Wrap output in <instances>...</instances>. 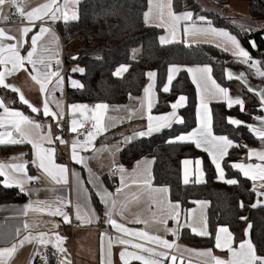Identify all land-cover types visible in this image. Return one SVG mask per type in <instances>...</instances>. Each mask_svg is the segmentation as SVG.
Wrapping results in <instances>:
<instances>
[{
	"label": "crops",
	"instance_id": "crops-1",
	"mask_svg": "<svg viewBox=\"0 0 264 264\" xmlns=\"http://www.w3.org/2000/svg\"><path fill=\"white\" fill-rule=\"evenodd\" d=\"M83 0H78V3L73 7L70 4V10H74L78 14L79 3ZM48 0H29L26 10H30L32 7H36L40 4L46 3ZM60 4H63V0H59ZM163 4L165 7L163 8V15H161L160 5ZM167 0H148V8L147 12L150 13L147 23L151 25H155L161 27L163 29L160 34L161 37H165L167 40L174 41H183L186 43H211L217 45L221 48L228 47L232 54V46L226 43L223 37H218L205 33H195L191 32L185 33L184 29L186 27H191L193 22L197 27L207 28L210 26L218 29L224 30L231 35L238 37L230 32L228 29L218 27L210 21L211 19L205 17V21L199 20L193 13L192 21H183L181 20L176 27L175 35L173 36V31L171 28L172 21L168 16V8L166 7ZM10 8L7 4L3 7L2 13H0V28L12 29L13 35H18L16 29L22 26H31L28 24V21L25 19V23L19 22H7L2 17L5 16L6 11ZM172 11L173 9V0H172ZM185 12V11H184ZM176 13V12H175ZM182 13V12H181ZM180 14V13H177ZM64 22L62 19L57 21H52L47 17L43 20L35 21V27H33L32 32L28 34L26 37L27 43L24 44L21 49V54L26 55L27 51L31 48V36L39 33L40 27H46L51 29V32L45 33L42 37L41 41L38 42V46L43 48H47L49 51L44 53L45 56L51 55V70L59 71L60 76L63 77L62 82V91L56 90L52 92L48 96L49 107L51 111L59 113V109H57L55 101H60L63 106V118L59 120L67 122L68 129L70 132V147L67 145L66 137L63 133L62 136L65 139V143H61L56 139L58 137V133L53 130L52 123H57V120L53 119L51 116L43 115V102L45 99V94L40 91L39 84L33 81L29 74L23 70H20L12 75L6 76L5 80L7 84L15 85L18 87L23 93L24 97L30 102L32 106L40 109V112H32L31 107H29V112L24 111L20 107L12 106L13 99L11 97L5 96L0 93V98L4 100V102L13 110L23 112L24 115L29 116L32 120L40 123L42 121L51 125V135H52V143H48L47 140L41 141L39 136L33 132L34 138H36L37 142L42 143L43 147L54 149L53 159L54 162L58 165H64L67 168L66 179L67 183L63 181L61 183H56L51 179V177L47 176L38 166L33 163L34 171H31L28 167V153L31 149L32 153V161L36 160V150L32 147L30 143L17 144L13 145L8 152L0 151V163L5 164H27V175L40 177L39 180H33L26 182L24 184V191L22 192L19 187V190L25 194L26 199L19 202L12 203H1L0 204V248L11 247L13 243H18L19 240L23 239L25 236H36L40 232H45L49 235L52 240V245H55V234L58 233L60 236L65 237L66 239L63 241L62 247L67 248L65 258L71 262V264H102L103 260L106 261L108 258V237L116 238L122 237L126 239H131L133 243H143L145 246L155 247L157 250L168 251L170 256L175 255L178 257L176 264H205V260L208 258H200L197 256L198 252L211 249L212 254L216 257H220L222 259L230 258V253L225 249L221 250L216 248L215 250L208 247L196 248L189 245H186L180 241V231L182 228L187 227L190 231L193 232V228H196L198 231L201 230L206 225V230L209 232L208 227V206L209 201L207 200H198L194 205H192L187 210H184L181 203L178 201H173L170 199V193L167 186H158L153 183V158L150 156H144L138 159L134 164L126 165L122 163V167L124 169V185H126L123 190L117 194L116 189L121 187V172L118 173L115 179H110L107 174L110 171L111 167L118 161H120L119 153L121 149L130 141L145 137V136H137L134 135L140 131H146L148 125V115L152 116H161L168 114L173 111L170 110L163 114H158L153 112V108L155 107L158 100V91H157V72L156 70H149V72H155L156 76L154 79H150L148 75H146V81L144 82L142 91L139 94L131 95L126 103L123 104H111V103H103L107 104L109 107L105 112L104 124L107 127V131L96 135L90 144L85 147L84 145L87 134L84 136H79L76 133L71 131V121L75 118L79 121H82L83 124L87 121L91 122L93 125L94 121L92 120H84L83 115L77 112L75 115L71 112L70 105L72 104H80V105H88L89 108L94 107L95 105H89L85 102H68L67 101V87H72L70 84L68 70L71 67V63L67 62V57L70 54H76L79 52L82 43L78 37L74 38H65L59 31L58 25ZM58 38L55 39V38ZM239 40V39H238ZM161 42V40H160ZM241 47H243L249 54L250 52L246 49V47L239 40ZM5 43H15V41L6 40ZM165 44V43H164ZM233 55V54H232ZM234 56V55H233ZM73 57H76L74 55ZM236 59L240 60L238 57L234 56ZM59 60L60 63L57 64L56 60ZM63 61L65 62V70L63 69ZM54 64H57L54 66ZM172 66H177L181 70H187L189 68H197L203 67L205 65H180V64H171L168 67V75L166 79V83L164 85L171 88L172 82L168 84V76L169 69ZM11 67V65H8ZM29 70H31V66H28ZM211 67V66H210ZM212 69V68H211ZM0 70H3V66H0ZM228 71H231L233 74V79L236 82L230 86L225 87L220 84L213 73L211 72L212 78L219 84L221 87L229 90V94L233 98L240 97L244 100V109L249 106L250 94L252 93L259 99V91L264 90V83L249 78L246 72L237 67H228L227 68V76ZM173 74V80L179 74ZM190 78L193 81L194 73L188 72ZM243 73L246 78L247 83H245L244 79H236L235 77L240 76ZM197 78L199 79V73H195ZM55 77L52 78V83H55ZM172 80V81H173ZM81 87V81H76ZM196 92H197V108H196V126L190 130L189 132H184L179 134L175 138L191 133L193 130L199 128L201 126V121L203 120L205 123H209L212 134L214 136H226L220 134H214L213 132V117H212V108L211 104L213 102L218 101H227L225 98L217 91H215L214 87L209 82L208 91H204L203 87L198 88L197 84L193 81ZM149 84H153L152 89L148 95L145 94V88L148 87ZM2 87V86H1ZM52 85H49L51 88ZM77 87V86H73ZM255 89V92L249 91L248 89ZM3 90L16 94L19 99V93L13 92L10 89H6L2 87ZM151 100L152 107L149 110L148 103ZM178 100V99H177ZM176 100V101H177ZM260 100V99H259ZM175 101V102H176ZM203 105L206 107H202ZM21 102V101H20ZM174 102V103H175ZM185 104V101L183 105ZM228 106V105H227ZM236 106V105H234ZM261 112L253 115L252 119L247 123L248 125H252L255 127H262L261 122L256 119L258 116H264V108L261 106ZM179 108L176 110L177 117L182 119L179 112ZM3 113V109H0V114ZM40 114V119L36 118V114ZM90 116L91 113H88ZM34 118H32V117ZM236 118V117H232ZM238 119V118H236ZM240 120V119H239ZM242 121V120H240ZM58 124V123H57ZM89 131H93V127ZM79 127V126H78ZM109 130H114L113 134L117 136L112 141L102 140V137L107 134ZM162 130V129H161ZM160 130V131H161ZM13 132V136H16V133L12 130L9 125H5L4 127H0V132ZM44 132V130H41ZM47 132V131H46ZM45 132V133H46ZM157 133V132H154ZM152 133V134H154ZM159 133V132H158ZM254 133V132H253ZM151 134V135H152ZM255 134V133H254ZM227 137V136H226ZM4 138H7L6 136ZM18 138V137H17ZM77 140L79 143L76 148V153L79 157L84 158V163H78L72 158V142ZM262 144L260 146H251L248 148L246 155L243 160L235 162L243 163V164H259L261 163L256 156H249V149H255L257 151H264V140H262ZM203 149V148H201ZM230 149V148H229ZM228 149V150H229ZM204 150V149H203ZM60 152H63L62 157L66 158L65 161L60 159ZM208 153V152H207ZM22 154V155H21ZM209 154V153H208ZM210 156V155H209ZM225 157V156H224ZM223 159L220 160L221 168L224 171V180L226 179L225 170L223 166ZM15 158V159H14ZM69 161H68V159ZM211 158V156H210ZM199 160L200 164L197 165L196 161ZM212 160V158H211ZM185 161H189V163L185 164ZM68 163V164H67ZM71 165H70V164ZM74 164V165H73ZM215 165V164H214ZM216 167V166H215ZM237 169V168H236ZM239 170V169H238ZM217 171V178H219V172ZM240 171V170H239ZM241 172V171H240ZM242 173V172H241ZM17 176L22 178V174L16 173ZM243 175V173H242ZM244 176V175H243ZM2 183L7 179L6 176H2ZM108 177V178H107ZM245 177V176H244ZM187 178V183H185V179ZM206 179L205 171L203 168V161L201 158H185L182 160V181L185 184H189L192 182L201 183ZM31 182H35L36 184H32ZM150 182V183H146ZM253 182V181H252ZM11 183V182H10ZM256 184V194L254 198V204L257 201H260L258 205H264V197L259 196V192L264 190L259 188V181L255 182ZM254 185V182H253ZM168 189L167 192L157 191L158 189ZM107 190L113 194V198L117 200L116 211L113 214V218L116 219L119 223H123L126 227L134 229V230H143L149 232L151 235H160L167 239L169 242H175V245L178 247H174L173 249H161L158 248L157 245L149 244L145 240H140L137 237H128L123 233L117 232L110 224L107 223V216L105 212L108 209V205L103 203L100 198V193L102 190ZM92 192L98 197L99 201L102 204V213L99 212L98 208L94 204L92 199ZM169 201L172 204H179V223L176 219H168L167 220V228L176 229V235H173L171 232H165L164 226L158 223H152L155 220L166 219L169 215ZM44 202V205H52L60 206L61 202L64 203L63 210L66 211L71 219V223L73 221H79L83 226L81 228H77L72 230L71 223H65L61 216H52L49 214V210L46 206H42L41 203ZM31 204V207L26 209L25 205ZM81 207V216L82 220L76 219V210L77 205ZM126 206V208L124 207ZM43 207V210H40ZM94 210V212L92 211ZM137 218L145 221H149V226H145L143 223H136ZM91 219V223L87 221ZM27 224L28 228L25 229L24 225ZM59 225V227H56ZM191 225V226H189ZM248 224L245 228V235L242 240L235 243V239H233V247H238L240 242L251 238V229L246 235V229H248ZM222 226V225H221ZM219 226V227H221ZM218 227V228H219ZM226 227V226H224ZM228 228V227H227ZM229 229V228H228ZM218 230V229H217ZM230 231V229H229ZM231 232V231H230ZM197 234V232H194ZM217 233V231H216ZM232 233V232H231ZM233 234V233H232ZM234 237V235H233ZM252 241V239H251ZM253 243V242H252ZM44 246L36 241L32 243H25L23 246L18 247L16 253L13 257L8 261V264H45L40 262L36 256L39 249ZM127 247V250L132 252H138V254L148 255L147 253H141L139 250L134 249L131 245H121L115 242L113 239L112 247H111V260L112 264H123V261L120 259V252L123 251ZM74 250L75 258L72 257L71 251ZM188 250V251H185ZM264 256V255H261ZM65 260V259H64ZM50 264V263H47ZM129 264H142L141 261L138 260H130ZM165 264H171L170 260L165 261Z\"/></svg>",
	"mask_w": 264,
	"mask_h": 264
},
{
	"label": "trees",
	"instance_id": "trees-1",
	"mask_svg": "<svg viewBox=\"0 0 264 264\" xmlns=\"http://www.w3.org/2000/svg\"><path fill=\"white\" fill-rule=\"evenodd\" d=\"M211 4L226 7L231 0H211ZM248 12L255 20H264V0H245ZM148 0H83L79 3L78 19L61 22L58 27L65 38L78 37L82 46L76 54L67 57L68 63H81L83 72L76 73L81 81V87H67L68 102H85L123 104L131 95L142 91L149 70L157 72L158 100L153 112L166 113L180 96L185 97V104L178 112L183 123H173L172 127L164 128L159 133L140 137L127 143L120 151V161L126 165L134 164L146 156L153 158V183L167 186L170 199L181 203L184 210L194 205L198 200L209 201L208 236H200L189 228L180 231V241L186 245L201 248L216 249L215 236L219 226H226L234 235L235 243L243 239L245 228L251 225V239L258 255H264V205L254 204L256 189L250 178L244 177L233 165L244 159L248 148L260 146L263 142L248 127H237L229 123V117H236L246 124L253 115L260 113V100L250 94L249 106L241 111L239 106L229 108L225 101L211 104L214 134L226 135L235 145L224 157L223 166L226 179H235L237 184H228L226 180L217 178V171L209 154L192 142H170L181 133L189 132L196 126L197 92L187 70L183 69L172 81L171 88L164 92L163 88L171 64L209 65L213 76L225 87L232 86L236 80L228 79L227 68L243 69L249 78L264 83V77L256 74V69L240 62L230 52L223 48L205 42L186 43L174 41L162 44L161 27L148 24L145 20ZM176 13L192 11L198 18L205 16L212 24L228 29L246 47V49L262 60L259 65L264 71V29L249 32L234 22L232 16L219 13L217 9L208 10L200 0H173ZM255 42V47L251 42ZM105 43L106 47L98 45ZM140 47L138 58L132 57V50ZM76 55V59L73 56ZM126 65L127 71L120 76L115 75L116 69ZM0 93L13 99L12 106L20 107L29 112V107L20 102L16 94L5 91L0 86ZM40 119V114H36ZM65 124V122H64ZM60 126L52 123L53 130L66 134ZM109 130L102 140L112 141L117 138ZM86 135V134H85ZM67 138V137H66ZM246 146V147H245ZM13 145H0V151L8 152ZM32 151L28 153V167L34 171ZM63 152H60V159ZM185 158H201L205 171V181L185 184L182 181V160ZM108 176V174H107ZM108 178V177H107ZM26 199L17 187H6L0 175V204L19 202ZM94 204L102 213V204L92 192ZM243 201L244 207H240ZM241 217H246L242 220Z\"/></svg>",
	"mask_w": 264,
	"mask_h": 264
},
{
	"label": "snow or ice",
	"instance_id": "snow-or-ice-1",
	"mask_svg": "<svg viewBox=\"0 0 264 264\" xmlns=\"http://www.w3.org/2000/svg\"><path fill=\"white\" fill-rule=\"evenodd\" d=\"M29 0H0V13H2L3 7L7 4L10 7H15L17 10V14L22 18L28 21V24L31 26H22L16 29L18 35H13L12 29L0 28V66H3V70H0V86L10 89L13 92L19 93V100L29 105L31 107L32 112H40L41 110L32 106L30 102L24 97L21 90L15 85H10L6 83V76L12 75L20 70L27 72L30 78L39 84L40 91L45 94V99L43 102V115L51 116L53 119L57 120L59 124V120L63 118V106L60 101H55L57 109H59V113L51 111L49 107L48 96L56 91H62V82L63 77L60 76L59 71L51 70V60L52 56H45L44 53H47L49 50L47 48H43L38 46V42L41 41L42 37L45 33L51 32V29L46 27H40L39 33L31 36V48L27 51L26 55L21 54V49L24 44L27 43L26 37L28 34L32 32L33 27H35V21L43 20L44 18H48L52 21L63 20L64 22L75 21L77 20L78 14L74 10H70V4L74 7L78 0H63V4L61 5L59 0H48V2L40 4L36 7H32L30 10H26ZM161 15H163V8L165 5L161 4ZM166 7L168 8V16L170 17L172 24L171 28L173 31V36L175 35V30L177 25L181 20L183 21H192L193 13L190 11H185L180 14H177L172 11V0H167ZM150 13H145V20L147 21ZM4 20L9 19L8 16L2 17ZM201 21H205V17L200 16L198 18ZM185 33L191 32L195 33H205L218 37H223L226 43L232 46V54L240 59V62L249 64L251 61L250 54L240 45L239 40L231 35L230 33L224 30H218L210 26L207 28H200L193 24L191 27H186L184 29ZM55 38V37H54ZM58 40V38H55ZM15 41V43H5V41ZM161 43H170L171 41L167 40L165 37L160 38ZM252 46L255 47V42H251ZM224 51H229L228 47L223 49ZM76 59V57H73ZM56 63L59 64L60 61L57 59ZM259 61H252L250 63V67L256 68V74L264 77V71H261L259 67ZM11 65V67H8ZM31 66V70L29 67ZM181 69L177 66H172L169 69L168 76V84L170 85L173 80V74L178 73ZM72 71H80L83 72V69L74 68ZM127 71V66H121L117 69L115 75L120 76L123 72ZM188 72L194 73L193 81L197 84L198 88L203 87L204 91H208L209 82L214 87L215 91L219 92L227 101V105L229 108L236 105L239 106L241 111H244V100L240 97L233 98L229 94V90L221 87L216 81L212 78L211 72L212 69L209 65H205L203 67L197 68H189ZM195 73H199V79L195 75ZM150 79H154L156 76L155 72L147 73ZM55 77V83H52V78ZM233 74L231 71H228V79H233ZM236 79H244L245 83H247L244 74L241 73L240 76L235 77ZM73 86L79 87L78 82L73 81ZM49 85H52L49 88ZM153 84H149L148 87L145 88V94L148 95L150 90L152 89ZM170 89L168 86L163 88L164 92H168ZM249 91L255 92V89L249 88ZM259 99L261 101V106L264 108V90H260ZM185 101V97L180 96L178 100L171 104L172 112L161 115V116H152L148 115V125L146 131H140L135 133L137 136H150L154 132H159L161 129L172 127L173 123H183V120L177 117L176 110L183 106ZM202 107H206L203 105ZM107 104H97L92 108H89L88 105H80V104H72L70 105L71 112L73 115L79 112L83 115L84 120H92L94 121L92 127L93 131L87 132V137L84 145L82 147L87 146L92 142L96 135L107 131V127L104 124L105 112L108 109ZM152 107L151 100H149L148 108L149 110ZM0 109H3V113L0 114V127H4L5 125H9L12 130L16 133V136H13V132H0V145H17L30 143L32 147L36 150V160L32 161V163L37 164V166L45 173L47 176L51 177L53 181L56 183H67L66 173L67 168L64 165H58L54 162L53 153L54 149L43 147L42 143L37 142L36 138H34L33 132H35L41 141L47 140L48 143H52V135H51V125L47 126V132H42L43 126L32 120L29 116L24 115L23 112L16 111L11 109L2 98H0ZM88 113H91L89 116ZM258 121L261 122V125H264V116L256 117ZM229 123L236 125L237 127L243 125L248 127L250 131L254 132L256 136H258L261 140H264V126L255 127L252 125L246 124V122L240 121L239 119L229 117ZM78 126L82 127L83 122L77 119H73L71 121V131L76 133L78 130ZM7 138H4V137ZM18 137V138H17ZM61 143H65L62 138L56 137ZM170 142H192L195 147L203 148L204 151L208 152L212 158V162L215 164L216 169L219 172V178L224 180V171L221 168L220 160L223 159L224 156L228 154V149L231 147H239V145H235L232 140H230L226 136H214L212 134L209 123H205L203 120L201 121V126L191 133L186 135H181L175 140ZM78 141L74 140L72 142V158L78 163H84V158L79 157L76 153V148L78 145ZM246 147V146H245ZM22 155V154H21ZM256 156L261 163L259 164H243L237 163L233 166L239 169L243 175L247 178H250L254 182V190L256 189V181H259V188L264 189V151H257L255 149H249V156ZM15 159V158H14ZM185 164L189 163V161H185ZM196 164L199 165L200 161L197 160ZM121 172V187L116 189L117 194L120 193L124 185V169L120 166ZM16 173L22 174V178L17 176ZM0 175L6 176L7 179L4 181V185L6 187L17 186L23 192L24 184L29 181L39 180L40 177L27 175V164H5L0 163ZM11 182V183H10ZM228 184H237L238 181L235 179H229L225 181ZM150 183V182H146ZM185 183H187V178L185 179ZM157 191L167 192L168 189H158ZM101 200L103 203L108 205V209L105 212L107 216V223L110 224L117 232L123 233L128 237H137L140 240H145L149 244L157 245L158 248L161 249H173L174 247H178L175 245V242H169L167 239L160 235H151L147 231L143 230H134L126 227L125 224L119 223L116 219L113 218V214L116 211L117 200L113 198V194L108 192L106 189L102 190L100 193ZM259 196L264 197V190L259 192ZM42 206H46L49 210V214L52 216H61L65 223H71V219L66 211L63 210L64 205L61 202L60 206L53 207L52 205H44V202H39ZM260 201H257L256 204H253L252 207H256ZM31 207V204L25 205V208L28 209ZM126 208V206H124ZM240 207H244L243 201L240 202ZM179 204H172L169 201V215L166 219L162 220H153L152 223H158L164 226L165 232H171L173 235H176V229L167 228V220L168 219H176L179 223ZM43 210V207L40 209ZM94 212V210H92ZM76 219L82 220L81 216V207L78 204L76 210ZM242 220L246 219V217H241ZM91 223V219L87 221ZM136 223H143L145 226H149V221L141 220L137 218ZM191 226V225H189ZM25 229L28 228V225H24ZM59 227V225H56ZM251 229V225L246 229V235H248ZM193 232H197L200 236H208L210 233L206 230V225L201 229L197 230L196 228L192 229ZM65 237L60 236L58 233L55 234L56 243L54 247H56L59 252L65 253L66 249L62 247L63 241ZM113 239L115 242L121 245H131L132 248L139 250L141 253H147L148 255L138 254L135 251H128L127 247L123 251L120 252V259L123 261V264H129L130 260H138L141 261L142 264H165V261L170 260L171 264H176L178 259L177 256L169 254L168 251L157 250L155 247L145 246L143 243H133L131 239H126L122 237H108V258L106 261L103 260L102 264H112L111 260V247L113 243ZM233 234L229 231L227 227L221 226L218 228L216 236H215V247L221 250H227L230 253V258L222 259L220 257H216L212 254V250H204L197 253V256L200 258H208L205 260V264H264V256L258 255L256 251L255 245L252 243L251 238L249 236L248 239L240 242L238 247H233ZM36 241L41 245H48L52 243L51 238L45 232H40L36 236H25L23 239L19 240L18 243H13L11 247L0 248V264H8V261L13 257L16 253L18 247L23 246L25 243H32ZM188 251V250H185ZM61 264H71L69 260L65 258V260L61 261Z\"/></svg>",
	"mask_w": 264,
	"mask_h": 264
},
{
	"label": "built area",
	"instance_id": "built-area-1",
	"mask_svg": "<svg viewBox=\"0 0 264 264\" xmlns=\"http://www.w3.org/2000/svg\"><path fill=\"white\" fill-rule=\"evenodd\" d=\"M5 16L9 17V19L6 20L7 22L25 23V19L17 14V10L15 7H10L6 11ZM250 57H251V61L248 64L249 66H250V63L252 61H259L260 64L262 63V60L259 57H256L255 55H253L251 53H250ZM56 65L57 64H54V66H56ZM63 69L65 70V62L64 61H63ZM40 124L43 126L42 130H44V132H46L48 130L47 129V123L42 121V122H40ZM91 125H92L91 122H89V121L85 122L82 127H78L76 134L79 136H84L90 130ZM63 130H64L66 137H67L66 138L67 145H68V147H70V139H69L70 132L68 129L67 122H65ZM120 166H122V162L118 161L111 167L110 171L108 172V177L110 179H115L117 177L118 173L120 172ZM31 183L36 184L35 182H31ZM81 225L82 224L79 221H73L71 223V229L74 230V229H77L78 227L79 228L83 227ZM71 255L73 258H75L74 250L71 251ZM65 256H66V253H61V252H59V250L56 247H54V245L48 244L46 246L45 245L42 246L39 249L36 258L40 262L45 263V264H47V263L61 264V261H63L65 259Z\"/></svg>",
	"mask_w": 264,
	"mask_h": 264
},
{
	"label": "rangeland",
	"instance_id": "rangeland-1",
	"mask_svg": "<svg viewBox=\"0 0 264 264\" xmlns=\"http://www.w3.org/2000/svg\"><path fill=\"white\" fill-rule=\"evenodd\" d=\"M200 1L203 3V5L208 10L217 9L219 11V13H221L223 15H227V16H232L233 18H235L234 22L237 23V25H239V27L242 28L243 30L253 32L254 30L264 29V20H255L250 16V14L248 12V5H247V2L245 0H231L230 3L224 8L219 7L213 3L211 4L210 3V2H212L211 0H200ZM98 46L106 47L107 45L105 43H102ZM140 52H141L140 47L133 48L132 57L138 58L140 55ZM122 66H126V65H122ZM74 68L84 69L83 65L81 63H72L71 64V67L68 70L69 80H70L71 85H73V83H72L73 81H80V79L76 73L77 72L82 73L80 71H72V69H74ZM116 71H117V69H116ZM32 118H34V117H32ZM62 122L63 121L60 122V126H62ZM58 137L62 138L63 141H65V139L61 133H58ZM68 161H69V159H68ZM66 251H68L67 248H66Z\"/></svg>",
	"mask_w": 264,
	"mask_h": 264
}]
</instances>
